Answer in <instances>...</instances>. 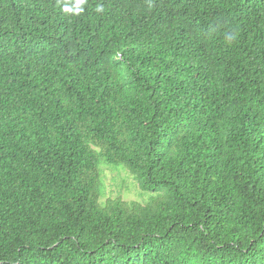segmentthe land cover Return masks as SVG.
<instances>
[{"label":"trees","instance_id":"16d2710c","mask_svg":"<svg viewBox=\"0 0 264 264\" xmlns=\"http://www.w3.org/2000/svg\"><path fill=\"white\" fill-rule=\"evenodd\" d=\"M0 264H264V0H0Z\"/></svg>","mask_w":264,"mask_h":264},{"label":"rangeland","instance_id":"374dc122","mask_svg":"<svg viewBox=\"0 0 264 264\" xmlns=\"http://www.w3.org/2000/svg\"><path fill=\"white\" fill-rule=\"evenodd\" d=\"M108 167V168H105ZM111 167V168H110ZM100 168L104 170V194L101 199L107 197L120 196L125 200H137L144 202L148 196L151 197L154 192L141 191L138 181L128 170L113 169V165L104 161L100 163Z\"/></svg>","mask_w":264,"mask_h":264},{"label":"clouds","instance_id":"9594fccd","mask_svg":"<svg viewBox=\"0 0 264 264\" xmlns=\"http://www.w3.org/2000/svg\"><path fill=\"white\" fill-rule=\"evenodd\" d=\"M85 2V0H78V5H82ZM77 11H82L83 9L80 7H77ZM99 10V9H98Z\"/></svg>","mask_w":264,"mask_h":264}]
</instances>
